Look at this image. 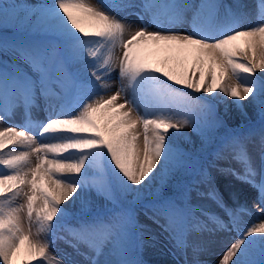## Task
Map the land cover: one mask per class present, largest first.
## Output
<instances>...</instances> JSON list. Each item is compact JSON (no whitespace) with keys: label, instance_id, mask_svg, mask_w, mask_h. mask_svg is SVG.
I'll use <instances>...</instances> for the list:
<instances>
[{"label":"snow or ice","instance_id":"obj_1","mask_svg":"<svg viewBox=\"0 0 264 264\" xmlns=\"http://www.w3.org/2000/svg\"><path fill=\"white\" fill-rule=\"evenodd\" d=\"M134 7L131 2L93 5L88 0H53L32 9L0 4V27L11 21L15 27L3 31L17 33L12 40L0 36V120L11 118L17 108L28 116L38 97L62 101L46 103V119L39 123L28 118L22 127L0 128V264L36 260L63 264L48 251L51 234L61 226L71 237L65 242L84 264H145L137 252L142 244L137 245L131 235L133 227H143L137 224L134 209L121 207L109 216L93 214V191L117 206V191L134 192L137 200L147 192L153 200L144 206L145 215L151 213L149 218L168 233L174 247H188L193 233L219 230L234 235L218 264H264V219L242 227V216L251 215L249 209L228 206L199 155L218 140L215 158L234 160L243 172L231 167L218 171L255 188L256 207L264 214V76H257L264 73V0H256L255 22L244 27L240 25L250 15L246 6L234 8L218 0L198 4L143 0L140 12L127 13L140 20L134 30L107 10ZM188 12L192 14L189 30L165 27V21L168 25L185 22ZM152 24L160 30H150ZM35 33L56 39L36 40ZM116 47L122 50L120 57L113 55ZM161 52L168 54L164 67L149 62V55ZM116 61L121 86L108 94ZM173 61L182 70L168 68ZM21 65L26 70L21 71ZM217 90L231 97L237 108L242 109L239 102L249 98L258 106L260 139L253 147L261 163L259 182L254 179L257 171L249 151L254 133L216 137L223 121L216 117L214 104L191 95H212ZM193 101L198 114L185 116ZM189 126L201 138L195 153L181 149L175 134L168 135L169 130L180 132ZM157 183L160 191L150 192ZM201 184L209 186L207 193L199 190ZM166 188L172 191L166 193ZM193 191L210 198L228 223L200 206L193 207L189 203ZM74 196L69 208H61ZM77 204L79 214L70 211ZM71 219L74 224L67 223ZM192 248L194 254L207 250L201 242ZM192 264L201 262L194 259Z\"/></svg>","mask_w":264,"mask_h":264},{"label":"rangeland","instance_id":"obj_2","mask_svg":"<svg viewBox=\"0 0 264 264\" xmlns=\"http://www.w3.org/2000/svg\"><path fill=\"white\" fill-rule=\"evenodd\" d=\"M53 0H0V4H17L20 5L24 9H32L34 6L39 7L43 4H50ZM89 3L93 5H109L113 2H131L132 4L137 5V7L129 8L124 11L120 10H114L112 8H107V10L117 18H121L124 20V22L128 25H131L133 30L140 26V20L138 17L134 14H127V13H136L140 12L141 9L138 7L143 0H88ZM189 2L192 3H200V0H189ZM219 3L223 5H232L234 8L236 5H243L246 6L244 8L245 11H247L250 15L245 20L243 24H241V27H244L247 23L255 22L256 19V0H218ZM221 12H223V9H221ZM21 15H23V12H21ZM191 12L186 13L185 22L179 23V24H172L168 25V23L165 21V27H171L172 30L183 32L185 30L190 29V22H191ZM15 27L13 22H9L6 25H3L0 27V36H3L7 40H12L16 38L17 33L15 31H3L4 28L7 29H13ZM150 30L157 31L158 29L157 25L152 24L150 25ZM33 39L36 40H44V41H50L55 40L56 37L52 35H45L43 33H35L32 36ZM241 46H243V41L240 42ZM151 51H155L152 49ZM102 54H106L105 50H101ZM114 57H120L122 55V50L119 47H116L113 50ZM168 54L166 53H159L158 55H149V62L155 64H159V66L164 67V64L161 65V56L166 57ZM8 58V57H7ZM9 59V58H8ZM17 62V61H13ZM191 59L188 61V65H191ZM114 70L111 72V78L110 83L111 87L108 89L109 91H112L113 93L118 90L121 86V79L119 76V66L118 61L115 63ZM26 68V66H25ZM168 68H176L178 71L182 70L178 62L173 61L168 65ZM21 71H24L26 69L20 68ZM168 70V69H166ZM258 73V72H257ZM257 76H259L257 74ZM161 79H164V77H161ZM126 83V81H125ZM171 83V82H169ZM174 88H178L180 91L183 92H190L189 89L182 88L181 86L172 85ZM130 95V90H129ZM191 95L194 97L202 98L203 101L212 102L215 106V114L216 117L223 121V125L216 129L215 136L216 137H222L227 136L229 134H235L240 136H246L250 132L254 133L251 137V142L249 144V151L252 155L253 162L257 171V175L254 177V179L259 182L261 179L260 172H261V163L259 158V153L256 148L253 147V144L257 145L259 144V135L258 131L261 127V117L259 114L258 106L255 104H251L249 98L248 100L240 101L239 103L243 105L244 107L242 109L237 108L236 102L228 96H224L222 93L217 90L216 93H213L212 95H206L205 93H195L191 92ZM215 97H220V99H214ZM49 102L51 104L59 105L62 103V101L56 100L54 96H50L48 98ZM123 100V99H121ZM38 101V99H37ZM44 100H39L40 103H42ZM19 109V108H18ZM142 109V110H141ZM140 111L143 113V108H141ZM46 113V112H45ZM198 114V108L196 106V103L193 101L191 102V110L184 113L185 116H195ZM0 115H3L0 113ZM11 118H5L0 120V128L7 126V125H16L17 127H22L24 123L26 122V119H22L16 114L12 113L10 114ZM47 115V114H45ZM24 118V117H23ZM31 120L35 123H39L40 118L32 117ZM45 120V119H43ZM142 130V129H141ZM175 134L177 137L175 143L185 151H191L196 152V149L200 148L201 145V138L195 131H193V128L191 126L182 129L180 132H175V130H169V137H172ZM188 137L189 139H184V137ZM219 141L217 140L212 145H210L206 151L203 153H200L201 157V163L204 165V167L207 168L209 174L213 177V182L216 186V188L221 192V194L224 196L226 203L229 207H233L236 205H244L249 209V212L251 215H244L242 216V227L247 226L248 224L252 223L253 221H259L261 219H264V214L259 213L256 205L259 203L257 191L255 188H253L250 184H246L241 182L240 180L236 179L231 174H224L218 171V168H227L231 167L234 170H236L239 173L243 172V169L241 165L234 161V160H224V159H216L213 155V152L216 148V143ZM140 148L142 150L143 144H142V137H141V143ZM212 165H215L214 167ZM159 171V167L157 169ZM109 175H111L109 173ZM155 175V173H153ZM145 184H147V181L142 183L139 187L141 189L144 188ZM133 188H136L137 186L133 185ZM209 186L206 184L199 185V190L201 192L207 193ZM160 191V184L157 183L153 186L152 189H150V192L156 193ZM166 193L171 192L172 190L170 188H166L164 190ZM230 193L232 195H230ZM117 200H118V206L113 205L111 202L106 201L102 197H98L95 192H91L90 196L94 197L95 200H97V206H92V213H100L105 216L111 215L113 212L119 211L120 208H132L134 209L135 213V219L138 225H141L143 227H133L131 235L133 238V241L139 245L142 244V248L137 249L139 258H141L145 264H153L149 261L148 255L151 253H154V251H160L165 252L168 255L173 257V260L176 264H185V261L188 262V264H192L194 259H198L201 264H206V257L200 256L201 252L204 253L206 251H201L199 253L193 252L192 244L201 242L203 245H205V248H211L213 246H216L218 242L225 243L224 246H220V252L216 250H212L213 256L215 254V257L212 261L207 262L208 264H218V261L221 258L222 251L225 248V245L229 242V240L232 239L234 234H228L223 233L222 231H215L213 233H209L205 231L204 233L197 235L195 233L189 235L188 237V243L189 246L186 248H176L174 247L173 243L168 238V233L164 232L159 224L155 223L152 219L149 218L151 213L149 212L148 215H145V205L152 202L153 196L149 193H145L142 198L137 200L135 193H127L122 194L117 191ZM234 197V198H233ZM23 201H17V203H22ZM38 204H40V201H37ZM105 203L107 205H105ZM189 203L193 206H200L209 213L219 216L221 219L225 220V223H228L227 219L224 217V214L221 209H219L216 204L207 196L200 197L197 196L196 192L193 191L190 193V200ZM61 208H68L64 204H61ZM71 212L75 214H79L80 207L77 210L70 209ZM197 216H199V219L204 221L206 224H208L209 227H213L210 221L207 220L206 217L200 216L199 213H197ZM59 219V217H57ZM55 223V221H54ZM67 223L74 224L75 220L71 219L68 220ZM161 223H164L163 220H161ZM25 228H27V225H25ZM53 237L52 243L49 247V255L51 257H56L58 259H61L63 261V264H69V261H77L79 264H84L83 258L76 254L74 249L69 246L68 243L65 241L68 239H71V237L68 235L67 231L64 229L63 226L60 228H57L54 230V232L51 234ZM63 237V238H61ZM154 238V239H153ZM157 248V249H156ZM210 258V257H209ZM103 259V257H102ZM259 259V257H257ZM32 264H48V261L44 260H36L33 261ZM52 264H55V261H52Z\"/></svg>","mask_w":264,"mask_h":264},{"label":"bare ground","instance_id":"obj_3","mask_svg":"<svg viewBox=\"0 0 264 264\" xmlns=\"http://www.w3.org/2000/svg\"><path fill=\"white\" fill-rule=\"evenodd\" d=\"M166 58H167V56L166 57L161 56V59H160L161 60V62H160L161 65L164 64L163 62L166 60ZM4 59L6 61L8 60L7 57H5ZM13 63H18V62H13ZM115 63H117V61ZM20 68L26 69L25 66H23V65H21ZM257 74L259 76H264V73H261V72H258ZM108 94H113V92L112 91H109ZM39 100H44V101L42 103H40ZM119 102L122 103L123 100H120ZM46 103H50L51 104V102H49V100L46 101V99L44 97H38V101H36V105L37 106L34 107V108H32V110L28 114V116L25 115V112H24L23 108H19V109L17 108V109H15L14 114H16L17 116H19L20 118H22L24 120L25 119L27 120L28 118L31 119L32 117L39 116V118H40V121L39 122H41V121H43V119H46V115H45L46 113L43 110L44 107H45V105H46ZM79 194L80 193L78 192L76 195H79ZM75 198L76 197L74 196L72 199H70L69 201L64 202L63 204L66 207L69 208V205H72V201L75 200ZM91 200H92V206H97V204H98L97 203V200H95V198L92 197V196H91ZM105 205H107V204L105 203ZM79 207H80V205L77 204L72 209L77 210V209H79ZM224 244L225 243H223V242H218L216 246H213L211 248H206L207 249L206 252H204V253L201 252L200 256L208 258V259H206V261L207 262H210L215 257V254L213 256V253H215V252H212V250H216L217 251V249H218V252H220V246H224ZM204 247H206V246L204 245ZM148 259L153 264H176L175 261L173 260V257L172 256L168 255L165 252H160V251H154V253H151L150 255H148ZM207 262H206V264H208Z\"/></svg>","mask_w":264,"mask_h":264}]
</instances>
